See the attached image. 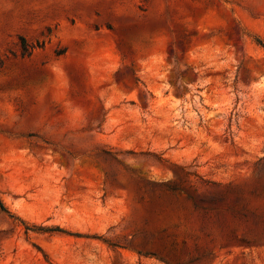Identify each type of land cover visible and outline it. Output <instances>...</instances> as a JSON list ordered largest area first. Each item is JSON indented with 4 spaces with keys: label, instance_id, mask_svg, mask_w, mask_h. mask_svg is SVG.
<instances>
[{
    "label": "rangeland",
    "instance_id": "1",
    "mask_svg": "<svg viewBox=\"0 0 264 264\" xmlns=\"http://www.w3.org/2000/svg\"><path fill=\"white\" fill-rule=\"evenodd\" d=\"M0 201V264H264V0H0Z\"/></svg>",
    "mask_w": 264,
    "mask_h": 264
},
{
    "label": "trees",
    "instance_id": "2",
    "mask_svg": "<svg viewBox=\"0 0 264 264\" xmlns=\"http://www.w3.org/2000/svg\"><path fill=\"white\" fill-rule=\"evenodd\" d=\"M21 44H22V51L24 52V54L25 53H30V50H32V48H34V46L30 47L27 44V42H26L24 37H21ZM0 209L8 212V210L6 209L5 205L1 201H0Z\"/></svg>",
    "mask_w": 264,
    "mask_h": 264
}]
</instances>
